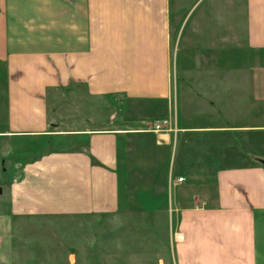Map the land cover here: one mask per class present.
Returning <instances> with one entry per match:
<instances>
[{"label": "crops", "instance_id": "1", "mask_svg": "<svg viewBox=\"0 0 264 264\" xmlns=\"http://www.w3.org/2000/svg\"><path fill=\"white\" fill-rule=\"evenodd\" d=\"M73 86L97 127L53 128ZM12 141L0 264H74L25 224L124 211L158 219L170 264H264V0H0L2 155Z\"/></svg>", "mask_w": 264, "mask_h": 264}, {"label": "rangeland", "instance_id": "2", "mask_svg": "<svg viewBox=\"0 0 264 264\" xmlns=\"http://www.w3.org/2000/svg\"><path fill=\"white\" fill-rule=\"evenodd\" d=\"M195 1L197 0H182V2ZM200 1L205 4L222 0ZM83 90L81 87L73 86L65 91H57L53 98L49 97L51 115L56 119H61L54 121L53 128L63 129L74 123L95 128L100 124L94 121V111L97 112V116L100 114L99 102L91 98H83L81 96L84 93ZM89 119H91L90 122ZM103 125L106 126V123ZM29 141V139H22L21 146H27ZM13 145L14 141L10 142L3 155L0 151V173L4 168L7 169L4 180H8L11 174L10 162L14 159L13 154H9L8 148ZM24 228L27 231L24 235L27 243L32 241L30 239L34 233V236L39 238L45 239L48 236L51 238L48 240L55 243L58 240H64L63 244L69 246L72 254L71 260H74V264H159L160 259L165 264L171 263L169 248H163L165 234L159 232L162 230V224L159 227L158 219L135 216L132 212L124 211L117 216L102 218L86 217L47 222L37 220L28 222ZM44 228L54 229L58 234H36L44 231ZM58 252V250L54 251L53 256H56Z\"/></svg>", "mask_w": 264, "mask_h": 264}, {"label": "built area", "instance_id": "3", "mask_svg": "<svg viewBox=\"0 0 264 264\" xmlns=\"http://www.w3.org/2000/svg\"><path fill=\"white\" fill-rule=\"evenodd\" d=\"M171 127V121L169 119H159L152 121L150 123V130L153 132H160L167 128ZM179 182L183 181V178L178 179ZM180 238V236H178ZM159 264H165L164 262L160 261Z\"/></svg>", "mask_w": 264, "mask_h": 264}, {"label": "water", "instance_id": "4", "mask_svg": "<svg viewBox=\"0 0 264 264\" xmlns=\"http://www.w3.org/2000/svg\"><path fill=\"white\" fill-rule=\"evenodd\" d=\"M264 164V163H263Z\"/></svg>", "mask_w": 264, "mask_h": 264}]
</instances>
